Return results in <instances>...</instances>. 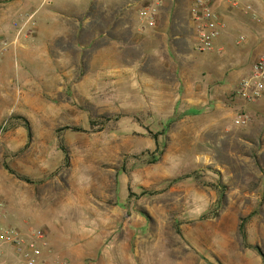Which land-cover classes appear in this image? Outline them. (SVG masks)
I'll list each match as a JSON object with an SVG mask.
<instances>
[{"label": "rangeland", "instance_id": "rangeland-1", "mask_svg": "<svg viewBox=\"0 0 264 264\" xmlns=\"http://www.w3.org/2000/svg\"><path fill=\"white\" fill-rule=\"evenodd\" d=\"M90 3L23 0L0 28V185L23 195L14 207L0 198L4 222L25 233L47 231L50 219L34 217L29 193L73 191L86 202L103 191L107 206L127 207L129 230L86 214V223L65 231L76 252L61 257L53 250L51 264H264V97L248 103L227 94L233 119L239 110L250 115L245 125L232 119L203 131L194 124L163 128L155 114L138 111L144 82L116 77L128 50L137 53L122 42H136L150 27L131 10L117 8L112 17L107 2ZM111 19L115 39L107 32ZM132 25L134 33L122 34ZM170 51L174 63L147 51L130 69L180 71L181 53ZM123 174L130 180L125 200Z\"/></svg>", "mask_w": 264, "mask_h": 264}, {"label": "crops", "instance_id": "crops-1", "mask_svg": "<svg viewBox=\"0 0 264 264\" xmlns=\"http://www.w3.org/2000/svg\"><path fill=\"white\" fill-rule=\"evenodd\" d=\"M87 1H91L90 5H92L93 1L107 2L105 8L111 10L109 16H116L118 8L121 11H133L135 19L140 20L138 16V0H121L122 4L119 7H114L115 4H112L114 0ZM244 1L251 2L261 17L264 18V4L261 0ZM22 2L23 0H0V28L9 26V18L14 8ZM189 6L190 0H164L159 7L155 26L150 27L147 34H139L137 32L139 35L136 38V42H122V47L124 48L127 44L136 45L137 53L136 51L133 52L134 49L128 50L124 55L127 60L125 63L123 62V70H121L120 74H116V77L120 75L121 80H141L144 82L139 86V89L143 88L141 90L145 92L143 95L140 93L138 111L155 114L153 121L161 123L163 128H166L163 125L164 123L166 125L167 123H177L176 127L178 126V128L194 124L197 130L203 131L210 128L212 123L221 125L228 120L232 121L234 109L231 103L227 101V94L230 93L235 97L233 92L237 82L249 73L254 60L264 51V28L261 23L244 14L239 8L220 1L218 4L220 34L215 39L209 52L200 55L197 54L196 29L191 19ZM73 8H76V5ZM112 20L107 32H109L111 39H115L116 35L114 32L116 30L113 29ZM125 23L123 20L120 24L121 27L125 26ZM243 30L247 34H242L241 31ZM134 31V26L130 30L123 28L122 34L126 32L130 34L134 33ZM236 32L238 33L237 37L235 36ZM148 35H153L154 39L147 40L146 37ZM240 35L245 37L242 43L238 41ZM122 37L124 40L126 36ZM171 49L181 53L180 61H178L182 66L180 71H178L177 67H174L173 70L162 68L158 73H148L143 70L131 71V66L139 65L147 57V51H149L148 55L153 58L161 55L160 59L167 58L166 61L172 62L169 59ZM175 52L174 54L177 56L178 54ZM214 73L217 77H215ZM107 77L111 82L115 80L113 73ZM215 100L219 103H215ZM221 100L224 102H221ZM218 111L219 115L216 113ZM214 114H217V117ZM149 118L147 117L145 121H150L147 120ZM124 176L125 180L121 181V188L122 190L126 188L128 195L123 196V200L129 197L130 182L128 175L125 174ZM22 196L15 187L9 186L6 188L0 185V198L6 199L8 206H16L19 201L23 200ZM95 196L96 200L98 199L100 202L93 200L83 202L76 197L73 191L49 194L44 192V190H40L36 193H29L28 198H32L33 202H35L32 205L36 204L34 217L38 216L42 220L45 218L50 219L47 222L50 227L46 228L47 238L49 237L48 241L51 247V253L48 254V258L53 250H56L61 257H69L70 254L76 252L77 245L69 243V236L66 235L65 231L70 233L72 232V227L76 224L86 223L84 220L87 216L86 214H89L87 218H90V220L93 218L98 220L99 223L102 221L112 226L121 225L123 230H129L127 226L130 215L127 212V207L124 205L120 207L117 203L107 206L105 201L109 197L103 191L94 192L93 197ZM50 198L57 201L50 206L51 208L48 212L46 208L50 205L48 203ZM84 198L88 199L87 197ZM38 202L40 204H48L40 210L41 207L37 208ZM70 208H75L74 212L69 213L68 210ZM61 214H64V220ZM64 224L67 227H64ZM65 228H68V230H65ZM112 236L115 242L118 237L116 231L113 232ZM114 244L116 248L119 247L116 243ZM7 258L15 264H23L18 262L13 255L9 254Z\"/></svg>", "mask_w": 264, "mask_h": 264}, {"label": "built area", "instance_id": "built-area-1", "mask_svg": "<svg viewBox=\"0 0 264 264\" xmlns=\"http://www.w3.org/2000/svg\"><path fill=\"white\" fill-rule=\"evenodd\" d=\"M164 0H138V16L148 27H154L160 5ZM225 2L239 8L253 20L261 23L264 28V18L251 2L244 0H190L189 11L196 29V48L200 51L210 50L215 39L220 34L219 2ZM245 37L240 35L238 41ZM234 96L243 102H257L264 95V51L254 60L249 73L239 79L233 92ZM250 121V115L244 110L236 113L233 122L245 125ZM6 216L3 202L0 200V264H15L7 256L13 255L23 264H50L48 254L51 253L47 231L44 228L30 229L27 233L19 228L5 223ZM10 248V253L4 247Z\"/></svg>", "mask_w": 264, "mask_h": 264}, {"label": "trees", "instance_id": "trees-1", "mask_svg": "<svg viewBox=\"0 0 264 264\" xmlns=\"http://www.w3.org/2000/svg\"><path fill=\"white\" fill-rule=\"evenodd\" d=\"M63 150L64 151H66L65 150V148L63 147ZM157 160V157L156 156H154L150 161H156ZM144 213V212H143ZM145 214V213H144ZM241 228H242V226L240 227V230H241ZM255 248H257L258 249V251H261L260 249H259V247L258 246H255ZM261 254H262V257L264 258V253L263 252H261Z\"/></svg>", "mask_w": 264, "mask_h": 264}]
</instances>
